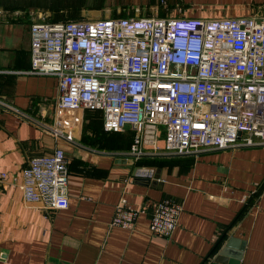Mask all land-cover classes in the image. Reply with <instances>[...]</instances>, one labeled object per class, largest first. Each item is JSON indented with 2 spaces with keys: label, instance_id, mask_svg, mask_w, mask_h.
Instances as JSON below:
<instances>
[{
  "label": "crops",
  "instance_id": "obj_1",
  "mask_svg": "<svg viewBox=\"0 0 264 264\" xmlns=\"http://www.w3.org/2000/svg\"><path fill=\"white\" fill-rule=\"evenodd\" d=\"M10 1L0 0V172L9 174L0 186V264H209L223 235L241 251L240 264H264V145L138 161L128 155L131 132L105 134L103 119L84 110L65 123L56 106L57 78L31 73L30 28L48 21V11L37 0ZM199 1L139 0L116 17L264 16V0H239L256 3L254 13L242 7L238 15L215 18ZM57 151L65 152L70 169L69 207L25 203L23 169ZM123 197L135 209L167 199L182 203L171 238L154 235L147 214L132 229L111 226Z\"/></svg>",
  "mask_w": 264,
  "mask_h": 264
},
{
  "label": "built area",
  "instance_id": "obj_2",
  "mask_svg": "<svg viewBox=\"0 0 264 264\" xmlns=\"http://www.w3.org/2000/svg\"><path fill=\"white\" fill-rule=\"evenodd\" d=\"M30 38L31 73L57 78L64 122L100 111L106 132L134 131L136 160L264 145V16L42 21ZM8 179L0 172V186ZM68 180L57 151L33 158L19 187L25 203L64 210ZM182 211L175 200L135 209L123 197L110 225L132 229L147 214L152 233L169 239Z\"/></svg>",
  "mask_w": 264,
  "mask_h": 264
},
{
  "label": "rangeland",
  "instance_id": "obj_3",
  "mask_svg": "<svg viewBox=\"0 0 264 264\" xmlns=\"http://www.w3.org/2000/svg\"><path fill=\"white\" fill-rule=\"evenodd\" d=\"M27 0L21 5H26ZM136 1V2H135ZM139 0H37V2L46 7L47 18L49 22L51 21H67L74 20L78 18H117L116 16L122 11L124 6L136 8ZM246 2V0H244ZM240 3L239 0H235V8H233L232 2L230 0H200L199 5L210 13L213 11V16L216 17H228L229 15H236L242 11V7L250 9L254 13L258 10L259 6L256 3L248 2L247 4ZM10 4H16L14 1H10ZM2 5V4H1ZM215 10V11H214ZM235 10V13H233ZM24 12L33 11L31 9L22 10ZM116 14V15H115ZM210 15V14H209ZM208 19V18H207ZM65 155V152H64ZM66 157V156H65Z\"/></svg>",
  "mask_w": 264,
  "mask_h": 264
},
{
  "label": "water",
  "instance_id": "obj_4",
  "mask_svg": "<svg viewBox=\"0 0 264 264\" xmlns=\"http://www.w3.org/2000/svg\"><path fill=\"white\" fill-rule=\"evenodd\" d=\"M165 156H184V155H165ZM161 169L158 168V172ZM155 177H159L157 174ZM226 236L223 235L216 244V249L213 250L208 258L209 264H240L241 263V251L234 250L233 240L229 238L225 243Z\"/></svg>",
  "mask_w": 264,
  "mask_h": 264
},
{
  "label": "trees",
  "instance_id": "obj_5",
  "mask_svg": "<svg viewBox=\"0 0 264 264\" xmlns=\"http://www.w3.org/2000/svg\"><path fill=\"white\" fill-rule=\"evenodd\" d=\"M86 112H87V114L90 115L91 118H94L95 116H99V118H100L101 121L103 119L102 113L100 111H90V110H86ZM104 132H105V134H120L121 133V132H106L105 130H104ZM125 132H131L132 133V138H131L132 139L131 140V144H132V142L134 140V136H135L134 131H132V130H126ZM141 159H143V157L139 158L138 161L141 160Z\"/></svg>",
  "mask_w": 264,
  "mask_h": 264
}]
</instances>
